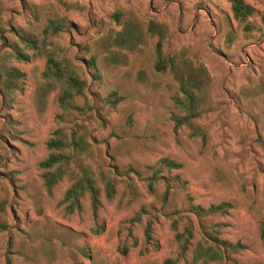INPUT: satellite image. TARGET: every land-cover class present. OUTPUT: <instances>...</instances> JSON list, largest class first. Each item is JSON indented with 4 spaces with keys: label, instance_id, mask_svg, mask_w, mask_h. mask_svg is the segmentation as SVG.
Instances as JSON below:
<instances>
[{
    "label": "rangeland",
    "instance_id": "374dc122",
    "mask_svg": "<svg viewBox=\"0 0 264 264\" xmlns=\"http://www.w3.org/2000/svg\"><path fill=\"white\" fill-rule=\"evenodd\" d=\"M243 1L254 9L252 32L233 19L229 0H0V65L24 75L22 89L12 98L0 91V199L8 202L9 221L8 231L0 235V264H162L175 252L170 219L177 212L191 216V204L207 208L223 203L230 205L229 213L208 217L203 225H220L221 240L246 249L222 264H264L259 237L264 222V93H251L264 78V0ZM57 20L66 23V30L55 42L82 67L88 86L85 97L77 99L81 111H62L53 94L40 115L35 93L45 60L17 61L7 45L17 43L24 51L16 30L39 36L48 22ZM150 21L167 25V55L186 51L211 76L198 121L210 134L206 145L174 130L171 97L177 85L169 74L154 70L155 40L146 39L125 66L107 64L97 48L98 40L118 32L124 22L145 28ZM91 58L95 68L88 66ZM140 72L145 83L138 79ZM112 93L120 98L114 107L107 102ZM58 126L79 132L88 144L76 154V167L96 175L114 168L119 172L116 199L103 202L100 219L106 229L99 236L89 232L87 199L80 214L66 215L57 206L70 180L49 196L39 177L45 142ZM162 158L182 167L164 170V182L152 196L147 180ZM127 173L138 193L132 202L123 177ZM142 207L153 221L155 248L143 244L145 219L130 232L124 230ZM191 219L195 244L202 230Z\"/></svg>",
    "mask_w": 264,
    "mask_h": 264
},
{
    "label": "trees",
    "instance_id": "16d2710c",
    "mask_svg": "<svg viewBox=\"0 0 264 264\" xmlns=\"http://www.w3.org/2000/svg\"><path fill=\"white\" fill-rule=\"evenodd\" d=\"M170 0H163L168 3ZM233 19L245 32H252L254 26L250 18L254 9L243 0H229ZM120 14H114L119 17ZM66 30V23L63 20L50 21L42 30L39 36L21 30L15 31L18 43L11 42L7 47L12 50L11 57L17 61L28 62L32 58L45 60L44 70L36 87L35 105L38 114L42 115L48 104L51 95L55 94V102L62 111H81L77 99L85 97L87 79L84 76L81 66H76L63 53L61 46L55 42L56 38ZM169 33L166 24L150 21L145 28L133 22H124L118 32L110 33L97 42V48L104 53V61L109 65L125 66L128 63L129 55H138L146 39L155 40V63L154 70L157 73L169 74L177 90L171 97L175 113L171 116L174 130H184L190 140L206 145L210 141V134L198 121L203 115L206 100L212 83L207 68L202 64H196L187 56L186 51L167 55L164 51V42ZM2 26L0 24V35ZM230 40L232 39L229 34ZM27 52H30L27 53ZM3 60V59H2ZM90 68H95V59L88 62ZM24 75L14 68L0 65V91L6 97L12 98L16 91L22 89L20 83ZM141 82H146L143 72L138 74ZM254 96L264 93V78L251 91ZM120 101V98L112 93L107 97V102L113 107ZM88 144L79 132H68L62 126L52 133L45 142V157L37 164L39 177L43 187L49 196L65 180H70V186L63 192L57 206L62 208L66 215L80 214L83 202L87 199L91 211V225L89 232L99 236L105 229V223L100 219V212L103 202H113L118 193L119 172L116 168L111 170H100L97 175L87 168L75 166L76 154L87 150ZM181 165L169 158L160 159L151 167L152 174L147 180L146 189L148 194L156 196L157 185L164 182L162 173L164 170H180ZM126 188L130 202L138 197L134 186L130 183V175L127 173ZM166 192L163 194V201L166 200ZM8 202L0 199V235L9 229ZM191 216L182 215L177 212L170 219V229L173 232V243L175 252L163 261L162 264H222L232 255H236L246 248L240 243L231 244L219 238L220 225H211L205 228L203 221L208 217L216 215L225 216L231 207L229 204L210 205L203 208L199 205H190ZM202 230L201 241L193 244L195 234V223ZM146 220L143 225V244L146 247L155 248L153 236V221L148 211L142 209L134 214L132 219L125 222L124 230L133 228ZM132 230V229H131ZM259 237L264 241V222L259 225ZM131 246L136 243L132 238ZM128 246L120 248L122 254H126ZM190 254V259H187Z\"/></svg>",
    "mask_w": 264,
    "mask_h": 264
}]
</instances>
